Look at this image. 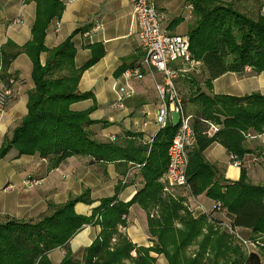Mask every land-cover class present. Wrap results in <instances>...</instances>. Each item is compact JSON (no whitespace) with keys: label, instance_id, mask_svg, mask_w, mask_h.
I'll return each mask as SVG.
<instances>
[{"label":"trees","instance_id":"16d2710c","mask_svg":"<svg viewBox=\"0 0 264 264\" xmlns=\"http://www.w3.org/2000/svg\"><path fill=\"white\" fill-rule=\"evenodd\" d=\"M36 15L31 38L22 47L8 41L0 47V81L3 87L12 76L7 69L12 60L25 53L31 60L33 88L27 93V113L5 136L0 146V159L11 149L17 156L39 154L55 167L70 156H88L100 162L124 161L140 168L143 186L127 203L116 195L101 200L91 215L75 213L77 202L91 201L88 191L69 198L65 203H49L46 213L35 220H21L0 215V264H54L48 254L63 248L58 264H155L162 255L167 264H261L264 256V183L254 184L247 176L243 161L253 154L248 135L264 134V95L253 92L243 96L210 95L211 82L226 72L242 73L249 67L254 74L264 71V15L257 0V17L252 18L235 8L239 0H183L191 6V23L187 35L190 53L205 72L202 91L192 76L184 75L188 94L181 95L188 103L191 125L196 140L188 150L187 186H170L165 179L168 164L167 148L177 130L166 125L153 138L151 145L102 142L93 137L89 127L93 108L74 111L70 105L90 98L91 93L77 89L84 70L99 60L101 47H94L91 58L82 66L74 64L73 32L61 44L46 49V28L59 18L68 0H34ZM178 23V22H177ZM47 52L44 64L40 54ZM16 78L14 77V82ZM216 127L215 130L211 126ZM213 142L221 144L232 163L238 162L240 176L236 181L220 177L215 165L203 156ZM231 155L233 157H231ZM259 157L264 163V146ZM257 161V156H254ZM164 175V179H162ZM205 193L215 201L208 215L195 217L184 204L186 194ZM132 204L147 214L148 233L152 244L137 245L119 228L126 226V215ZM217 204H220L218 206ZM225 212L228 224L222 226L216 213ZM216 224H215V223ZM99 224L101 231L92 244L76 258L69 241L88 224ZM249 229L246 240L255 246L246 247L237 238V229ZM243 239V238H242ZM196 245L191 252L187 250Z\"/></svg>","mask_w":264,"mask_h":264},{"label":"crops","instance_id":"0c3cea01","mask_svg":"<svg viewBox=\"0 0 264 264\" xmlns=\"http://www.w3.org/2000/svg\"><path fill=\"white\" fill-rule=\"evenodd\" d=\"M153 1L158 11L164 15L161 24L167 32H188L191 23L189 4L183 0ZM257 3L260 4L261 15H264V0H257ZM35 15L34 0H0V46L4 48L8 41L19 47L27 43L31 38ZM77 29L80 30L72 37L76 67L82 66L91 58L94 47H101L102 55L84 70L77 85L79 92H88L92 96L72 103L70 108L74 111L93 108L89 117L96 122L89 129L99 141L124 144V141L130 140L136 144L151 145L161 129L156 121L160 101L155 84L162 81V74L143 64L144 50L138 39L137 24L131 16L130 2L68 0L60 17L53 18L48 24L44 46L46 49L56 47ZM46 57L47 52L40 54L42 64ZM175 64L173 66H178V63ZM129 68H137L140 75L126 78L123 73ZM31 69L30 58L25 53H20L6 71L16 81L11 86L13 100L0 112V146L4 137L11 134L27 113V93L34 86ZM192 76L201 90L208 92L204 83L206 75L200 62ZM187 83L183 76L177 78L176 87L180 95L188 94ZM125 85L131 87L134 94L125 98L122 106H118L117 90ZM3 86L4 83L0 81V89ZM253 92L264 95V71L254 74L248 67L242 73L226 72L214 79L208 93L243 96ZM188 106L186 103L187 111ZM174 115L170 125L178 123V119L174 121ZM262 136L264 134L260 137ZM256 146H264V139L259 140ZM249 155L251 154L246 155L243 161L247 167L248 179L254 183L252 174L256 172L257 181H264V168L261 165L259 172L256 169L258 164L253 163ZM203 156L210 164L215 165L221 178L229 181L239 179L240 167L230 161L229 153L218 142L206 147ZM139 170L138 166L130 162H100L79 155L67 157L57 166L51 167L49 159L39 154L17 156V152L11 149L6 157L0 159V215L25 221L35 220L46 213L49 203H65L69 198L80 196L87 190V198L91 203L77 202L74 211L79 215L89 216L104 198L116 195L117 200L122 203L132 200L143 186ZM27 180H37L38 183L26 186ZM184 201L195 217L203 214L210 216L215 204L205 193L197 196L186 194ZM213 215L222 221V226L214 222L216 226L223 229L228 224L224 211ZM125 219L126 226L119 228L120 231L133 243L150 246L152 242L148 233L146 211L138 204H132ZM100 231L99 224L85 225L69 241L72 254L81 258L82 251L92 244ZM236 235L247 239L251 236V231L240 228ZM64 252L63 248H56L48 257L52 263L58 264ZM154 255L155 264H167L162 255ZM261 264H264V256Z\"/></svg>","mask_w":264,"mask_h":264},{"label":"built area","instance_id":"2783aa9c","mask_svg":"<svg viewBox=\"0 0 264 264\" xmlns=\"http://www.w3.org/2000/svg\"><path fill=\"white\" fill-rule=\"evenodd\" d=\"M131 5V16L138 27V39L144 50L143 64L154 68L162 74V81L155 84V89L160 101L156 113V121L160 128L168 125L174 114L178 116L177 130L167 148L168 164L165 179L170 186H187L186 167L188 163V150L196 140L191 125V115L184 108L182 97L176 87V80L196 70L197 61L190 53L189 38L184 34L167 32L162 27L164 15L155 7L153 0H128ZM1 47V46H0ZM178 63V66L173 64ZM176 65V64H175ZM126 78L139 76L137 68L124 71ZM9 84L14 83L12 75ZM134 90L125 85L117 90L116 105L122 106L125 98L131 97ZM12 88L0 89V112L13 100ZM215 130L214 125L211 126ZM259 136V135H258ZM249 138L256 137L248 135ZM231 157H233L231 155ZM255 160V159H254ZM239 166L238 162H234ZM38 183L37 180H27L26 185ZM220 206V204H217ZM240 238L246 247L255 246L251 242Z\"/></svg>","mask_w":264,"mask_h":264},{"label":"rangeland","instance_id":"374dc122","mask_svg":"<svg viewBox=\"0 0 264 264\" xmlns=\"http://www.w3.org/2000/svg\"><path fill=\"white\" fill-rule=\"evenodd\" d=\"M227 1H230V0H227ZM234 6H235L236 9H238L239 11L247 14L248 16H250L252 18H256L257 17V13H258L257 3L253 2V1L251 2V0H239V1L235 2ZM188 108H189V106H188ZM177 119H178L177 115H174V121H177ZM261 135L258 136V135L255 134L256 137L247 139L249 146H251V148L254 149V153L249 155V156H250L251 161L253 163H257L258 164V167L256 169L257 170L259 169V172H261L260 171V169H261L260 166L261 165H262V168H264V163H262L261 158L259 157V151H260L261 147L260 146L259 147L256 146V143H258L259 140L264 139V136L260 137ZM254 156H257V158H258L257 161H254ZM245 168L247 170V167H245ZM255 174H256V172L254 174H252L253 175L252 177H253V179L255 181L254 184H260V183L264 182V181H257L258 178L256 177ZM247 176H248V174H247ZM250 182H252V181H250ZM258 182H260V183H258ZM26 186H28V185H26ZM194 249H196V245L190 247L187 250V252L189 253V252L193 251Z\"/></svg>","mask_w":264,"mask_h":264}]
</instances>
